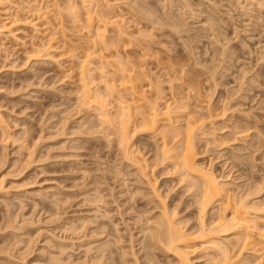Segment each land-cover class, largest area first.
<instances>
[{
	"label": "rangeland",
	"instance_id": "1",
	"mask_svg": "<svg viewBox=\"0 0 264 264\" xmlns=\"http://www.w3.org/2000/svg\"><path fill=\"white\" fill-rule=\"evenodd\" d=\"M9 1L0 3V21H20L14 37L0 35V264H179L174 252L152 245V231L166 206L175 209L168 217L177 228L198 227L197 188L195 195L186 192L187 182L173 171L175 159H159L161 142L181 150L187 118L196 120L199 164L229 182L236 195L264 186V0H91L88 9L93 23L105 26L99 32L107 49L93 43L82 0H74L78 17L64 0ZM114 26L124 31L119 43ZM48 40L53 52L28 60L32 47ZM116 58L132 70L142 65L149 83L137 88L160 110L173 101L184 106L179 115L174 110L171 127L177 130L161 122L163 137L157 130L136 133L129 156L112 123L121 108L116 98L128 100L131 91L112 71ZM84 62L91 69L86 86L100 96L92 98L99 107L83 99ZM107 84L117 89L111 94ZM99 103L108 105L112 125L99 118ZM134 156L145 160L149 176ZM147 177H156V192ZM263 189L251 201L264 203ZM251 215L262 228L264 211ZM193 244L192 264H214L211 249Z\"/></svg>",
	"mask_w": 264,
	"mask_h": 264
},
{
	"label": "bare ground",
	"instance_id": "2",
	"mask_svg": "<svg viewBox=\"0 0 264 264\" xmlns=\"http://www.w3.org/2000/svg\"><path fill=\"white\" fill-rule=\"evenodd\" d=\"M4 1L5 2L6 1L10 2L9 0H0V3L4 2ZM13 1H16V0H13ZM29 1L32 2L34 0H27V2H29ZM64 1H66V4H64L66 10L69 9V11H71L70 12L71 14L73 13L75 15V17L76 16L78 17L79 16V12H80L78 10V8H79L78 5H77L78 3L76 4V1H74V0H64ZM82 1H83L82 7L84 8V12L81 13V14L83 15V17L87 21L86 22V24H87L86 26H88V28H89V31H88V33H90L89 35H91V37L93 38L92 40H94L93 43L95 41H100L101 47L102 46L103 47H106L109 44V41H106L105 39H103L104 36L101 37L103 35L102 34L103 31H101V33L99 32L100 31V28L101 27H105V26L99 27L100 24H101L99 22L100 20H98V22L100 24L97 23L99 25H95L93 23L91 11L88 9V8H91L92 7L91 6V4H92L91 0H82ZM22 2H23V0H22ZM96 2H97V0H96ZM3 5L5 6V4H3ZM64 5H63V7H64ZM88 5L91 6V7H88ZM108 6H109V4H107L106 7H108ZM101 7H102V5L100 6V8ZM1 8H2V6H1ZM4 8L2 9V11H4ZM39 8H40V6H39ZM142 10H144V9H142ZM100 11L101 10L99 9L98 12H100ZM61 12H62V10H61ZM148 13L149 12L147 11V13H145V14L148 15ZM149 14L151 15V13H149ZM102 15L104 16L105 14L102 13ZM0 16H1V14H0ZM98 17H99V15H98ZM152 17H154V16H152ZM108 18L109 17H107V19ZM5 19L3 18L2 19L3 21L2 20L0 21V33H1L0 35H3V34L5 35L6 34V36H7V34L8 35L9 34L10 35L12 34V32H13L12 29H14L13 26L18 25L20 20H19V18H16L15 17L14 20L11 19V20H13V21H11V23H10V21H8L9 22L8 23L6 21L7 19L6 20ZM98 19H100V18H98ZM114 19L117 20V17L114 18ZM104 20H105V18H104ZM109 20H110V18H109ZM104 22H105V24H108V23H106L107 21H104ZM113 22H111V23H113L115 25V23H117L118 21H114L113 20ZM102 24H104V23H102ZM116 26H118V24ZM116 26H114L115 27V29H114L115 31L114 32H115L116 36L118 37V39H116L117 38L116 36H115L116 37L115 39L118 40V43H119V38L121 36L122 37L124 36V31H123V28H119V27H116ZM98 27H99V29H98ZM128 34L129 33H126L125 39L128 38V37L126 38V36ZM12 37H14V35ZM112 39H114V38H112ZM47 42L44 41V42L41 43V45H37L36 47H32V49L30 50L29 54L27 53L28 54V60L35 61V62L37 61L38 62V61H41L43 58L48 57L51 54V50L53 52V49H51L52 48V43L50 42L51 43L50 44L49 43V40ZM100 43L98 42V44H100ZM95 44L98 46L97 43H95ZM113 44H114V42H113ZM116 45L117 44H115L114 47H116ZM107 47H106V49H107ZM94 48H95V45H94ZM115 52L118 53L117 51H115ZM103 58H105V57H103ZM102 59H100V60H102ZM103 60H105V59H103ZM103 62L105 63V61H103ZM106 62L108 64V60ZM100 63H102V62L100 61ZM104 63H102V64L104 65ZM127 63L126 64H125V62L123 63L122 61H120V59L118 60V58H116L115 63H113V67L115 66V69L116 70L113 68L112 71L113 72L115 71L117 74L119 73L118 75L120 77V80L117 79V81H119L120 83H123L124 84V85L122 84L123 86H128L130 88L131 91L130 90H128V91H130L129 94H130V98L131 99L129 97H128V100L126 98L124 99V95L123 96H121V95L119 96L118 94L115 95V96H117V95L119 96V99L116 98V100L117 101L119 100L118 102L121 105L120 106L121 108L118 109L119 111L117 113L114 111L116 113V115L113 113V115H115L113 117H115V119H117L115 121H117L118 124L116 122H114V120H112L113 121L112 123L118 125L116 127L118 129V134H117L118 136L117 137L119 138V142H120V145H121L120 148L123 149V151H124V152L122 151L123 153H125V151H127L126 153L129 156V155H131V153L129 151V149H130L129 147H130V144H132L131 143L132 142V139L136 135V133H139V132H142V133L143 132H145V133L148 132L149 133L151 131H154L155 132L161 126V122H163V124H165L164 125L165 126L164 128H166V130L168 129L167 131H172V129H173L171 127L172 126V123H173L172 117H175L178 113H180L181 109L184 106L182 105L181 109H179L180 108L179 107L180 104L179 105H176L175 104L176 102L173 101V104L172 103H170V104H172V106L175 104L176 106L174 105L172 107V106H170L169 103H167L164 106V108L160 110V108L157 107L158 105H156L157 104L156 103L157 101L154 102L151 99H147V100H150V102H148L145 99L147 97H145V95L143 94L144 90L142 89L143 90V92H142V90H140V87L137 88L139 85H141V83H144V82L145 83H149V82H146V80L149 81L147 79V75H146L147 73L145 72L143 74V73L139 72V70L142 67V65L141 66L139 65L140 68L138 67L137 69L132 70L130 67L126 66ZM84 64H85V62L83 64L81 63L79 65L80 66V68H79L80 71L79 72H80V75H81L80 76L81 77L80 79L83 82V85H84L83 87H85V89L83 88L84 89L83 90L84 92L82 91L83 92L82 95L84 96V98L83 97L82 98L85 99V101H87L86 102L87 103L86 106H89L90 107V105H92V106L93 105H96L97 104L96 101H98L99 99L97 98V100L94 101L95 99H92L94 94H91L90 93L91 90L89 89L90 87L89 86H86L88 84V82H86V81H88L87 77L89 76V74H90L89 72L91 71V69L88 68L89 65H87V63H86L87 67ZM102 64H99V65H102ZM103 65H102V67L99 66L100 69L104 68ZM128 65L130 66V64H128ZM96 70H98V68ZM135 70L136 71L138 70V72H135ZM142 70H143V68L140 71H142ZM99 71H101V70H98V72ZM104 72H105V70H103V73ZM115 72H114V74H116ZM113 77H117V76H113ZM89 78H90V76H89ZM91 78H92V76H91ZM85 79H87V80H85ZM91 80L93 81V79H91ZM91 80L89 82H91ZM94 80H95V78H94ZM114 85L115 84L109 86L107 84V86H106V87L109 86L107 88V91H109V93H111V94L113 93V92H111L112 89L116 87V85L115 86ZM111 87H113V88H111ZM128 87H127V89H129ZM116 89H117V87H116ZM116 89H115V91H116ZM139 91H141V92H139ZM111 94H109V96ZM126 94L128 95V93H126ZM96 96L97 95H94L95 98H96ZM97 97H100V96H97ZM100 100H102V98ZM103 100H104V98H103ZM105 100H107V97L105 98ZM88 101H89V103H88ZM90 101H91V103L94 101V103L90 104ZM102 101H100V103ZM82 103H85L84 100H83ZM100 103L98 105H100ZM103 103H106V102L103 101ZM107 103H109V102L107 101ZM102 105H104V104H102ZM107 106L106 107L104 106L106 108L105 109L103 106L101 107V105H100L101 109L98 108V110H99V113L98 114H101V116L99 118H102V120L105 119L106 120L105 121L106 124L109 121V124L112 125L110 121H111V119H113V117L112 118L110 117L111 119L108 117L110 112L107 111V109H109V108H107ZM96 107H99V106L96 105ZM177 109H179V110H177ZM174 110H177V112H176L177 114L174 113L175 112ZM217 115H218V113H217ZM110 116H112V115H110ZM137 117H138V120H137ZM189 118H190V116H189ZM187 119H186V124H185L186 125V134H187L186 139H185V141H182L183 139L181 140V138L179 140V141L183 142L182 144H179L180 148H181V145H182L181 150H178V152H175L176 147L175 148L173 147V149L170 148V147L167 148L166 146H168V145H165L164 143L161 142V145L163 144V147H162V150H160L161 145L159 144L160 145L159 146V150L161 151L160 154H162V156H160L159 159L162 158V159H164V161H165V159H168L169 160V157H172L173 158V159L170 158L171 161L175 159L174 160L175 168L176 169L178 168L179 171H176V169H174L173 171H174V173L175 172H178V174L180 173V177L179 178L181 179L180 181L182 183H183L182 180H184V181L187 182V183H184V184H186V186L183 187V189L186 192H187V189L189 191H190V189L192 190L194 188L193 186H195L197 188V190H196L197 192L196 191L195 192H196V195H198V198H195L196 200L195 199L194 200L196 201L197 208H198V210H197V212H198L197 213V215H198L197 216V221H198V224L197 225H198V227L196 226L197 227V230L195 229V231H191V232H189V231L187 232L185 230H181V229H179L180 227L177 228L178 226H175L176 225L175 224L176 221L174 219L168 217L169 214L174 213L172 210H175V209H171V211H172L171 212L170 211V208H168L165 205L166 203L163 202L164 203V206H166V208H165V210L163 209L164 210L163 211L164 213L161 212V214L163 213L164 216L162 214V216H163L162 218H161V216H159L161 218L160 222H158V223L155 222V224H156V226L154 227L155 230L152 231L153 232V236H152L153 238L151 237L152 239H154L155 242L153 241V244L152 245L155 244V246H157V247L160 246L161 248L165 249L166 251L169 250V252H171V251L174 252V254H176L175 257H177V261H178L179 264H192V260L189 257V255H191L190 252H192L193 249H194V247L197 245V244H193L194 242H199V245L202 246V248H201L198 245V247L200 249H205V250H210L211 249V251H213V255L211 254L209 257H210V260L212 261V263H214V264H264V230L262 229L264 226L262 228L260 227L261 228L260 229L258 227V225H257V222H256V219H255L254 215L253 216L251 215V214H260L262 211H264V203H263V201L260 202L258 200H257L258 202H256V201L254 202V201H251V199H250V197L252 195L255 196L256 193L258 194L260 191H262V189L264 188V186L257 187L258 190H257V188L254 189V191L257 190L256 192L253 191L254 194L251 191V187L249 188L250 190L247 187L246 190L247 191L249 190L250 192H247L245 190L247 193L245 192V193L239 195L240 192L238 193V191H237V195H236V193H235L236 191L232 192L233 190L231 191V189L227 186V185L230 184L229 182L224 181L222 178H220L218 175H216L212 169L206 168L205 166L199 164V162H198V156L199 155H198V151H197L196 146H195V141H194L195 140V137H194V134H193L194 133L193 132L194 131L193 128L197 126V125L196 126L194 125L196 123V120H195L194 123H192L193 122L192 120H190V119L187 120ZM105 123H102V124H105ZM166 126L167 127L170 126V128H167ZM159 129H162V128H159ZM173 130H177V129L175 128ZM157 131L158 132L160 131V133L162 132L161 133V134H163L162 137L164 136V131H162V130H157ZM157 131H156V133H157ZM166 133L167 132L165 131V134ZM172 133H174V131ZM176 133H178V132L176 131ZM176 133H174V134H176ZM185 135L184 136L182 135V138L183 137L185 138ZM238 135L240 136V134H238ZM169 136H170V134H169ZM166 137H167V135H165V138ZM177 142H178V140H177ZM177 148H179V147H177ZM131 150H133L132 146H131ZM132 153L134 154V152H132ZM130 158H133V156L132 157L130 156ZM140 159L142 160V163H141ZM134 162H135V164H137L140 167V170L141 171L144 172V170H147L146 167L148 166V164L145 162V160L143 161V159L141 157L140 158L139 157H137V158L135 157V161ZM174 164H172V165L174 166ZM144 174H142V175L144 177H146L149 173H145L144 172ZM147 178H148V180L147 179L146 180L148 181V184L150 185V187L151 188H154L155 184L157 183L155 181L156 177L155 178L147 177ZM231 183H232V181H231ZM262 185H264V183ZM180 187H182V186H180ZM185 187H187V189H185ZM154 190H155V188H154ZM154 190H152V192H154ZM192 191H191V193H192ZM155 192H156V190H155ZM195 192L193 191L194 195H195ZM241 193H242V191H241ZM37 194H40V193H37ZM42 195H41V197H42ZM156 195L158 196L157 198L159 199L160 198V195L157 194V193H156ZM262 197H264V196H262ZM97 198H99V197H97ZM251 198L254 199L255 197H251ZM161 199H163V198H160V200ZM91 201H93V200H91ZM167 208L169 209V211L171 213L168 212V209ZM212 209H214V211ZM210 210L213 211L212 212L213 214H211V216L208 217V213H209ZM104 211H106V210H104ZM171 217H173V216H171ZM157 221H159V220H157ZM99 230H101V229H99ZM152 232H150V234H152ZM98 234H100V233H98ZM227 236H228L229 239L226 238ZM222 237L223 238H226V241L225 242H224V239H223V241L221 240ZM119 240H121V239H119ZM87 245H90V244L88 243ZM103 246L106 247L107 244L105 243ZM86 247H88V246H86ZM192 247H193V249L191 251V248ZM87 249L89 250V248H87ZM122 250H123V248H122ZM155 250H157V249H155ZM195 250H196V248L194 249V251ZM245 253H247V255H245ZM209 254H207V255H209ZM122 256H123V254H122ZM210 260H209V262L211 263ZM151 261H152V259H151ZM124 262L126 263V261H124ZM135 262H136V260H135ZM149 264H150V262H149Z\"/></svg>",
	"mask_w": 264,
	"mask_h": 264
}]
</instances>
